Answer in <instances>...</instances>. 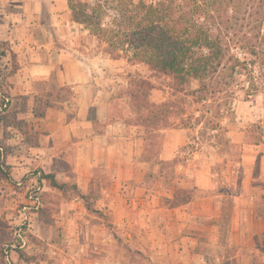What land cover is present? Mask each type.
Segmentation results:
<instances>
[{"label": "crops", "instance_id": "0c3cea01", "mask_svg": "<svg viewBox=\"0 0 264 264\" xmlns=\"http://www.w3.org/2000/svg\"><path fill=\"white\" fill-rule=\"evenodd\" d=\"M80 26L70 15L68 0H0V40L8 41L19 61V69L8 76V82L11 108L16 99L21 101V106L10 109L14 115V122L8 125L10 135L4 136L3 130L0 131V140L4 147L8 146L4 156H12L5 162L13 178L17 179L18 173L30 168L28 162H36L44 168L56 158L61 164L69 162L74 166L75 178L84 189L86 182L90 189L98 188V183H103V174L113 175L111 184L101 189L107 196H113L116 191L126 192L116 203L121 205V212L111 211L117 221L132 224L141 236L147 232L155 238L158 228L154 223L158 222L159 214L154 211L159 206L165 219L166 214L169 215L165 221L190 232L182 236L190 241L187 246H197L199 233L212 237L208 231L215 230L219 231L218 235L224 224L222 217L227 213L226 228L244 234L239 228L240 214L253 204L249 216L263 223L261 230L264 231V212H259L264 195L258 202L256 184L257 180L264 181V141L248 142L246 131L239 124L229 125L228 135L231 143L243 144L239 164L243 166L245 178L236 180L235 170L230 171L227 180L231 181V192L217 189L215 174L201 163L193 170L191 164L176 167L170 188L160 183L161 190L156 195L163 198L165 194L172 199L169 206H160L154 194L149 195L147 173L154 174L156 168L148 166L146 139L139 126L128 124L111 109L112 73L115 67L121 70L123 63L102 53L90 54L97 39L93 36L86 42L79 38L90 34ZM51 79L53 84H50ZM63 89L73 95L71 107L65 101L50 98ZM18 121L27 126L20 127L16 124ZM165 132L164 147L157 156L173 160L178 146L187 142L188 134L184 128ZM188 180L192 191L186 201L174 205L173 199L182 188L180 182ZM6 183L5 179H0V215L1 189ZM261 190L264 192V188ZM1 228L0 262L6 237ZM195 255L204 256L196 252Z\"/></svg>", "mask_w": 264, "mask_h": 264}, {"label": "rangeland", "instance_id": "374dc122", "mask_svg": "<svg viewBox=\"0 0 264 264\" xmlns=\"http://www.w3.org/2000/svg\"><path fill=\"white\" fill-rule=\"evenodd\" d=\"M80 1L87 2L91 6L96 2V0ZM100 1L103 9L108 13L113 12L109 9L106 0ZM75 2L77 4V0ZM250 6L251 4L246 5L247 8ZM249 11H254V6ZM70 15L75 20L71 9ZM253 18L251 21H254ZM104 20L108 22L110 18L106 17ZM77 23L83 27V24ZM262 31L264 33V29ZM80 37L86 42L93 39L91 34L86 36L82 34ZM262 46L264 47V42ZM89 53L105 54L104 45H99L97 40V45ZM239 55L246 56L247 60L255 61L247 65L251 70L241 69V72L235 75L236 83H241L239 86L235 85L228 91L217 92L212 98L208 95L207 102H203L206 104L197 102L191 93L178 94V97H185L186 102L183 101L189 114L199 115L201 110L207 115L218 110L224 111L226 117L222 121L223 125H226L228 129L229 125H241L242 130L246 131V140L256 143L260 140L264 141V63L261 62V58L252 54L241 52ZM9 57V55L0 56V103H2L0 131L3 130L4 136L10 135L8 125L14 122V115L10 109L21 106V101L16 99L15 106L11 108V92L3 76L10 69ZM120 61L123 63L122 69L118 70L119 67H115L112 73L114 94L111 109L115 115L128 124H132L133 121H137L139 114L127 93L129 73L139 72L152 80L155 88L150 93V100L155 103L172 96L173 79L170 76L153 75L145 64L132 65L126 59H120ZM53 81L51 79L50 84H53ZM197 87L196 79L186 86L189 92ZM9 93L10 97L6 96ZM72 96L69 91L63 89L57 94H51L50 98L55 101L62 100L59 102L65 101L64 103L71 107L74 101ZM229 107H232L233 111L227 113ZM173 120L177 125L160 129L137 125L141 135L146 139L148 166L156 168L154 174L147 173V177L150 176L148 193L154 194V199L160 206H169L172 200L165 194H162L163 198L156 195L158 190H161L160 183L163 182L164 186L170 188L171 184L173 185L175 169L180 165L191 164L192 170L195 165L199 166L201 163L208 165L215 174L217 189L224 192H231L229 189L231 181L227 180L230 171L235 170L236 180H244L243 166L239 164L243 144L231 142L219 144L218 137L213 135L216 132L208 128L204 120L200 123L192 122L189 128L180 126V118L174 117ZM183 128L187 131L188 138L185 144L178 146L176 157L173 160L159 159L158 151L164 147L167 137L165 130ZM147 130L152 132L147 133ZM7 149L8 146H5L3 151L5 154ZM6 156H4L5 161L12 158L11 155L8 158ZM48 163L49 167L42 168L41 164L28 162L27 165L30 168L26 172L18 173V178H13L12 182L0 173V179L3 178L7 182L1 189L3 199L0 226L6 233L4 251L8 255L2 256L1 264H264V231L261 230L263 223H258L256 219L249 216L254 204L249 206L248 210H242L240 214L239 228L245 232L244 234L240 231L239 235L238 231H229L226 228L229 219L227 213L222 217L223 220L226 219V222L218 235L219 231L215 230L208 231L212 237H209V234L202 236L198 232L197 246H187L190 241L182 236L190 232L187 228L181 231L175 223L165 221L169 215L166 214L165 219L162 214L163 209L159 206H157L158 210L154 211L159 214L158 222L154 223L158 228L155 238L150 237L147 232L141 236L139 232H135L137 228L132 224L117 221L115 213L111 211L115 209L118 213L121 212V205L116 203L120 202L119 198L126 196V192L116 191L113 196H107L101 189L111 184L113 175L103 174V183H98V188L90 189L89 182H86V189H84L79 186L71 163L61 164L57 158ZM41 169L45 172L56 170L57 179L67 183L65 189L50 187L46 181L39 183L35 171ZM256 170L255 167V173ZM238 175H240L239 179ZM180 183H183L180 184L182 188L178 192V197L173 199L174 205L186 201L192 191L189 180ZM256 184L259 187L257 191L259 202L260 196L264 195V192H261L264 181L257 180ZM83 194L90 195L89 199L94 205V211L86 206ZM260 204L259 212L262 214L264 199ZM17 249L24 251L29 258H20ZM195 252L204 256L195 255Z\"/></svg>", "mask_w": 264, "mask_h": 264}, {"label": "trees", "instance_id": "16d2710c", "mask_svg": "<svg viewBox=\"0 0 264 264\" xmlns=\"http://www.w3.org/2000/svg\"><path fill=\"white\" fill-rule=\"evenodd\" d=\"M68 2L75 20L96 37L99 45H104L105 54L113 59H126L132 65L145 64L155 76L172 77L174 97L155 103L150 100L155 88L152 80L139 72L129 73L127 93L139 114L132 124L160 129L177 125L175 117L181 119V127L189 128L192 122L204 120L216 132L213 135L218 137L219 144L231 142L229 129L222 123L226 117L224 111L207 115L201 110L199 115L189 114L183 101L186 102L185 97L178 94L191 93L197 102L203 103L207 102L208 95L212 98L217 92L239 86L241 83H236L235 75L241 69L251 70L247 65L255 62L241 57V52L255 55L264 63V0H106L113 10L111 13L103 9L100 0L93 6L80 0L77 4L75 0ZM247 4H251L250 8L254 6V11L250 12ZM106 17L110 18L108 22L104 20ZM0 43V56H10V69L3 75L9 89L8 76L19 69V61L8 41L0 40ZM193 79L198 81V87L189 92L186 86ZM6 96L10 97V93ZM231 111L229 107L227 113ZM16 124L22 128L27 126L20 121ZM4 148L0 140V173L12 182ZM35 172L41 184L46 181L50 187L60 190L67 185L57 179L55 172L42 169ZM73 186L76 188V184ZM82 196L88 209L94 211L90 195ZM225 222L226 219L222 228ZM4 249L2 246L1 254L8 256ZM17 252L20 258H29L21 249Z\"/></svg>", "mask_w": 264, "mask_h": 264}]
</instances>
